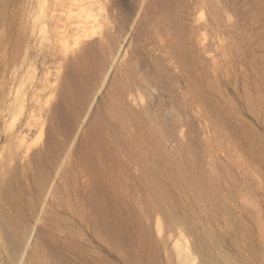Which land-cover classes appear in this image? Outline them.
<instances>
[{
  "label": "rangeland",
  "instance_id": "374dc122",
  "mask_svg": "<svg viewBox=\"0 0 264 264\" xmlns=\"http://www.w3.org/2000/svg\"><path fill=\"white\" fill-rule=\"evenodd\" d=\"M264 264V0H0V264Z\"/></svg>",
  "mask_w": 264,
  "mask_h": 264
},
{
  "label": "bare ground",
  "instance_id": "6f19581e",
  "mask_svg": "<svg viewBox=\"0 0 264 264\" xmlns=\"http://www.w3.org/2000/svg\"><path fill=\"white\" fill-rule=\"evenodd\" d=\"M174 248H175L177 255L181 258L182 264L191 263L192 261L191 256L189 255L188 251L185 249L184 245L176 244Z\"/></svg>",
  "mask_w": 264,
  "mask_h": 264
}]
</instances>
